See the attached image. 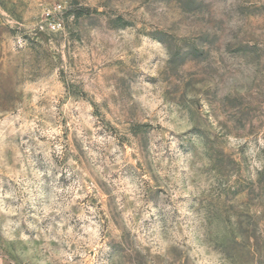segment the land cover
I'll return each mask as SVG.
<instances>
[{"label":"rangeland","instance_id":"374dc122","mask_svg":"<svg viewBox=\"0 0 264 264\" xmlns=\"http://www.w3.org/2000/svg\"><path fill=\"white\" fill-rule=\"evenodd\" d=\"M0 264H264V0H0Z\"/></svg>","mask_w":264,"mask_h":264}]
</instances>
